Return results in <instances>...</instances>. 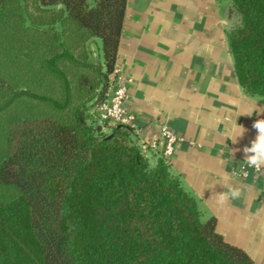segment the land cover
I'll return each instance as SVG.
<instances>
[{
  "label": "trees",
  "instance_id": "16d2710c",
  "mask_svg": "<svg viewBox=\"0 0 264 264\" xmlns=\"http://www.w3.org/2000/svg\"><path fill=\"white\" fill-rule=\"evenodd\" d=\"M222 1L236 15L227 43L238 82L264 100V0ZM126 8L0 0V33L7 26L16 45L0 104L11 115L0 191L12 193L0 201V264H257L215 217L202 219L169 161L151 167L131 129L99 127L93 112L117 68Z\"/></svg>",
  "mask_w": 264,
  "mask_h": 264
},
{
  "label": "crops",
  "instance_id": "0c3cea01",
  "mask_svg": "<svg viewBox=\"0 0 264 264\" xmlns=\"http://www.w3.org/2000/svg\"><path fill=\"white\" fill-rule=\"evenodd\" d=\"M235 23L230 1L127 0L116 69L128 83L127 108L139 117L134 140L150 166L163 158L162 130L169 128L181 139L171 170L202 219L215 217L226 241L264 264V181L238 176L264 100L245 94L236 77L227 43ZM96 44L94 56L102 53ZM235 122L245 131L233 143ZM233 170L230 183L242 189L243 201L219 205L221 178Z\"/></svg>",
  "mask_w": 264,
  "mask_h": 264
},
{
  "label": "built area",
  "instance_id": "2783aa9c",
  "mask_svg": "<svg viewBox=\"0 0 264 264\" xmlns=\"http://www.w3.org/2000/svg\"><path fill=\"white\" fill-rule=\"evenodd\" d=\"M128 87V83L121 80L116 69L111 83L105 91L103 100L97 104L93 112L99 126L105 128L121 126L131 129L132 132L137 130L139 117L127 108ZM162 139L164 141L162 156L166 161H170L181 139L169 128L162 130ZM250 174L264 181V168L254 170L244 165L238 176L246 179ZM262 192L264 194V186Z\"/></svg>",
  "mask_w": 264,
  "mask_h": 264
},
{
  "label": "clouds",
  "instance_id": "9594fccd",
  "mask_svg": "<svg viewBox=\"0 0 264 264\" xmlns=\"http://www.w3.org/2000/svg\"><path fill=\"white\" fill-rule=\"evenodd\" d=\"M252 113L248 114L251 115ZM239 128L238 132H235L233 136V143L236 142L237 137L243 135L245 129L238 125L236 122L234 124V129ZM253 128L257 130V135L254 140L250 142V146H245L243 152L245 154L244 164L247 168L259 170L264 168V119L256 120L253 124ZM236 171L233 170L231 174L225 173L222 176L223 187L222 192L217 194V203L223 205L229 200H242L243 192L239 186L231 185V177L236 175Z\"/></svg>",
  "mask_w": 264,
  "mask_h": 264
},
{
  "label": "rangeland",
  "instance_id": "374dc122",
  "mask_svg": "<svg viewBox=\"0 0 264 264\" xmlns=\"http://www.w3.org/2000/svg\"><path fill=\"white\" fill-rule=\"evenodd\" d=\"M7 28V26L4 27L3 25L2 31L0 33V104H3L6 100L5 97H3L5 93V86L3 84L8 82L9 72L13 69L10 66V63L14 62L12 53H16V45L12 47L10 46V41H8L9 35L6 32ZM15 111H17V109ZM10 116V111L0 113V134L3 132L4 123H6V120ZM11 195V191H0V201L4 200L6 196L10 197Z\"/></svg>",
  "mask_w": 264,
  "mask_h": 264
}]
</instances>
